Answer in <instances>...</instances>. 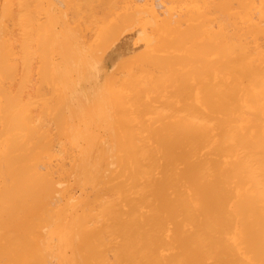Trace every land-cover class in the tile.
Wrapping results in <instances>:
<instances>
[{
  "label": "bare ground",
  "instance_id": "obj_1",
  "mask_svg": "<svg viewBox=\"0 0 264 264\" xmlns=\"http://www.w3.org/2000/svg\"><path fill=\"white\" fill-rule=\"evenodd\" d=\"M0 264H264V0H0Z\"/></svg>",
  "mask_w": 264,
  "mask_h": 264
}]
</instances>
